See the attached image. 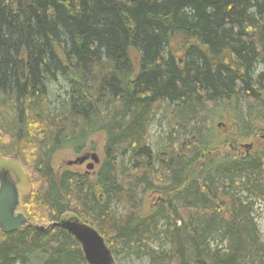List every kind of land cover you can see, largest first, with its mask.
Segmentation results:
<instances>
[{"label": "trees", "instance_id": "1", "mask_svg": "<svg viewBox=\"0 0 264 264\" xmlns=\"http://www.w3.org/2000/svg\"><path fill=\"white\" fill-rule=\"evenodd\" d=\"M261 125L264 0H0V157L34 180L28 223L0 231V264H87L54 224L68 213L115 257L264 264L246 203L264 204V151L217 154ZM96 135L91 172L55 169Z\"/></svg>", "mask_w": 264, "mask_h": 264}, {"label": "rangeland", "instance_id": "2", "mask_svg": "<svg viewBox=\"0 0 264 264\" xmlns=\"http://www.w3.org/2000/svg\"><path fill=\"white\" fill-rule=\"evenodd\" d=\"M62 87H51L50 91V103L51 106L54 102L55 95H63ZM243 108V107H242ZM261 132L256 135L249 137L245 140L237 141L236 148L230 147L229 145L220 146L218 148L217 154L219 156L225 155L226 153H232L235 155L239 154H247L249 151H264V125L260 126ZM148 139L147 143L152 151L157 152L159 151L166 143V136H167V126L165 121L160 122V117L156 116V118L151 122L148 128ZM223 133V131H221ZM92 143L94 150L91 146H87V148L81 152L80 154L73 153L70 149H62L54 154L52 158V164L57 169V171H62L68 167L75 171H86V165H72L67 166L66 163L70 160H74L77 156L83 155L86 153H95L99 159L102 157V136L96 135L92 138ZM244 145H251V148L247 151V148ZM97 166V165H96ZM5 168L9 170L12 174V177L16 183L19 200L21 202L23 195H25L28 191H30L31 185L34 182L33 176L29 174V172L19 163L11 158L0 157V169ZM237 197L245 196V193L242 192V189H238ZM246 203H250L251 207V216L253 219V223L255 226V230L257 232L258 242L264 249V204L259 200H253L252 198L247 199ZM69 218H76L72 214H66L61 219H69ZM42 226V224H38ZM156 245V244H155ZM154 245V246H155ZM216 245L220 246V242L213 241L212 246L217 247ZM157 246V245H156ZM158 247V246H157ZM109 248V247H108ZM113 263L112 264H148V261L144 257L136 258L133 255H126L125 253L117 254L115 257L112 255Z\"/></svg>", "mask_w": 264, "mask_h": 264}, {"label": "water", "instance_id": "3", "mask_svg": "<svg viewBox=\"0 0 264 264\" xmlns=\"http://www.w3.org/2000/svg\"><path fill=\"white\" fill-rule=\"evenodd\" d=\"M251 148V145H244ZM92 162L86 168L91 170L99 161L95 153H86L74 160L68 161L67 165L82 164L86 160ZM19 205L18 190L16 183L9 170L0 169V231L12 232L27 223L26 217L17 212ZM60 229L66 231L80 245L83 257L87 264H112L113 258L110 249L105 244L103 237L92 226L82 223L77 218L61 219L54 223ZM41 229V227H40Z\"/></svg>", "mask_w": 264, "mask_h": 264}, {"label": "flooded vegetation", "instance_id": "4", "mask_svg": "<svg viewBox=\"0 0 264 264\" xmlns=\"http://www.w3.org/2000/svg\"><path fill=\"white\" fill-rule=\"evenodd\" d=\"M89 162H90V160H87L83 164H80V165H84V164L87 165Z\"/></svg>", "mask_w": 264, "mask_h": 264}]
</instances>
